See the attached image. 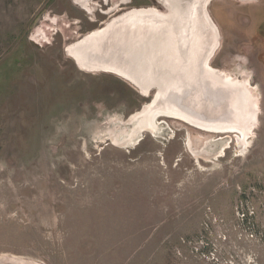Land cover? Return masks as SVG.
Returning <instances> with one entry per match:
<instances>
[{"label": "rangeland", "instance_id": "374dc122", "mask_svg": "<svg viewBox=\"0 0 264 264\" xmlns=\"http://www.w3.org/2000/svg\"><path fill=\"white\" fill-rule=\"evenodd\" d=\"M90 5L0 0V264H264V0L207 6L210 66L257 92L247 137L160 116L126 145L112 135L153 95L84 69L68 45L164 5Z\"/></svg>", "mask_w": 264, "mask_h": 264}, {"label": "bare ground", "instance_id": "6f19581e", "mask_svg": "<svg viewBox=\"0 0 264 264\" xmlns=\"http://www.w3.org/2000/svg\"><path fill=\"white\" fill-rule=\"evenodd\" d=\"M75 1L88 8L92 0ZM159 1L165 10L133 8L68 45L84 69L126 76L142 84L143 93L157 88L152 102L130 117L133 128L112 138L121 145L136 142L143 131L161 128L160 116L247 137L257 119V92L247 75L239 80L210 66L220 40L207 10L211 0ZM171 27H181L174 38Z\"/></svg>", "mask_w": 264, "mask_h": 264}, {"label": "water", "instance_id": "95a60500", "mask_svg": "<svg viewBox=\"0 0 264 264\" xmlns=\"http://www.w3.org/2000/svg\"><path fill=\"white\" fill-rule=\"evenodd\" d=\"M157 1V3H159V4H162V2L161 1H159V0H156ZM119 15H121V14H119ZM118 15V16H119ZM115 17H117V16H115ZM106 24V23H105ZM105 24H104V26H105ZM103 26V27H104ZM103 27H101V28H103ZM125 79V78H124ZM129 79V83H131L134 87H136L143 95H145V96H149V95H153V99H154V97H155V95H156V93H157V88H156V86H152V87H150L149 88V90H148V92L147 93H143V90H141V88H143V86H142V84H140L139 82H137V81H135V80H133V79H130V78H128Z\"/></svg>", "mask_w": 264, "mask_h": 264}, {"label": "flooded vegetation", "instance_id": "af4514ba", "mask_svg": "<svg viewBox=\"0 0 264 264\" xmlns=\"http://www.w3.org/2000/svg\"><path fill=\"white\" fill-rule=\"evenodd\" d=\"M157 2V1H156ZM120 75V74H119ZM122 76V75H121ZM124 78H126V76H123ZM127 79V78H126ZM127 80H129V79H127Z\"/></svg>", "mask_w": 264, "mask_h": 264}]
</instances>
